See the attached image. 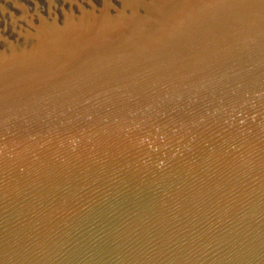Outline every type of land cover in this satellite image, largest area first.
Segmentation results:
<instances>
[{"label":"water","instance_id":"water-1","mask_svg":"<svg viewBox=\"0 0 264 264\" xmlns=\"http://www.w3.org/2000/svg\"><path fill=\"white\" fill-rule=\"evenodd\" d=\"M0 264H264V0H0Z\"/></svg>","mask_w":264,"mask_h":264}]
</instances>
